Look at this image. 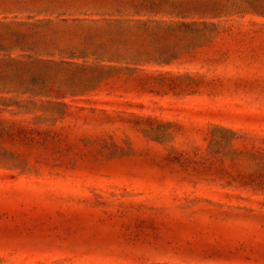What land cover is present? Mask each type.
<instances>
[{
    "label": "rangeland",
    "instance_id": "obj_1",
    "mask_svg": "<svg viewBox=\"0 0 264 264\" xmlns=\"http://www.w3.org/2000/svg\"><path fill=\"white\" fill-rule=\"evenodd\" d=\"M90 1L0 0V264H264V15Z\"/></svg>",
    "mask_w": 264,
    "mask_h": 264
},
{
    "label": "trees",
    "instance_id": "obj_2",
    "mask_svg": "<svg viewBox=\"0 0 264 264\" xmlns=\"http://www.w3.org/2000/svg\"><path fill=\"white\" fill-rule=\"evenodd\" d=\"M90 2L97 3L96 8L104 13L120 14L124 11H132L135 15L103 16L101 18L103 21L130 22L131 26L144 27L146 32L154 36L185 32L191 40L198 39L199 43L208 40L212 32L217 30L219 24L213 18L223 12L235 10L264 15V0H232V2L226 0V3L223 0H91ZM158 13L169 14L172 17L169 19L157 17ZM143 14L147 16L141 17L140 15ZM182 180L189 182L190 178Z\"/></svg>",
    "mask_w": 264,
    "mask_h": 264
}]
</instances>
